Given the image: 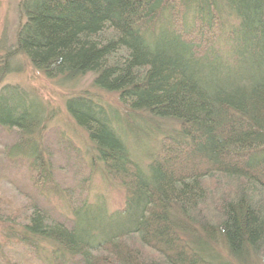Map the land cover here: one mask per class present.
Returning a JSON list of instances; mask_svg holds the SVG:
<instances>
[{
	"label": "trees",
	"instance_id": "1",
	"mask_svg": "<svg viewBox=\"0 0 264 264\" xmlns=\"http://www.w3.org/2000/svg\"><path fill=\"white\" fill-rule=\"evenodd\" d=\"M18 11L24 20L0 83L18 54L48 78L91 73L97 88L117 92L123 115L86 95L68 98L66 110L93 145L90 161L124 190L118 213L134 216L107 231L90 227L94 219L79 233L32 200L9 198L14 181L0 173V221L21 229L12 236L30 246L29 232L49 240L52 257L73 264H229L221 246L239 263L264 259V0H21ZM32 97L0 86V127L22 135L35 187L52 189L50 161L29 139L45 111ZM148 114L179 127L157 131L144 175L115 122ZM5 147L14 161L20 152Z\"/></svg>",
	"mask_w": 264,
	"mask_h": 264
},
{
	"label": "rangeland",
	"instance_id": "2",
	"mask_svg": "<svg viewBox=\"0 0 264 264\" xmlns=\"http://www.w3.org/2000/svg\"><path fill=\"white\" fill-rule=\"evenodd\" d=\"M20 1L0 0V65L4 61L5 53L13 46L14 34L20 21L22 23L24 20L18 11ZM11 62L13 69L3 77L0 86L19 85L23 90L37 97L39 101L36 97H32L34 103H43L45 108L42 117L43 125L36 132H32L29 139L43 148L44 156L50 161L53 188H49L48 185L41 189L35 187L31 176L37 168L34 166L29 169L28 162L25 161L26 156L20 152L23 146L20 140L23 138L22 135L16 128L0 127V146L6 145L4 153L8 155L13 151L20 152L11 157L14 159L12 161L5 158L0 149V173L6 176V184L10 180L14 181V184L6 185V194L9 198H17V201L23 204L32 200L42 209L45 208L49 217L62 222L65 226L71 227L76 222L75 229L79 233L89 230L88 222L92 223L94 219L95 223L90 227L102 231H107L111 224L112 228L126 224L134 213H118L125 203L124 190L108 178L106 179L102 173L104 171L101 163L90 161L95 154L93 145L89 142L86 131L75 124L66 110L68 98L86 95L93 102L109 107L110 113L113 114L115 110H118L117 112L123 115L124 113L120 111L123 106L119 102L118 93L97 88L93 84L91 73L65 81L46 77L42 70L35 69L24 56L17 54L12 57ZM36 107L35 104L31 106V108ZM148 115L149 118L144 122L134 119L136 123L128 127L120 121L115 122V127H119V131H122L121 138L131 150L133 158L142 166L140 169L144 175L148 173L146 167L154 153L153 146L162 137L157 135L159 133L157 131L163 130L168 133L179 127L177 120ZM110 118L112 117L110 116L108 120L111 122ZM14 144L18 146L13 148ZM28 150L31 151L32 147H27L26 151ZM86 177H88L87 181ZM87 182L89 185L86 184ZM82 205L90 206L91 211ZM95 207L99 208V211ZM86 218L89 220L84 223ZM19 230L21 229L16 224L12 223L10 227L6 223L5 227L0 221V259L5 264H15V262L17 264H56L55 261L61 260V256L63 259L60 264H73L72 257L67 254L60 255L55 260L52 257L53 242L31 232L27 236L31 238L33 246L27 243L20 244L16 236L15 238L12 236L17 235ZM216 251L221 262L264 264L261 256L259 259L251 255L246 262L239 263L231 259L222 246L217 247Z\"/></svg>",
	"mask_w": 264,
	"mask_h": 264
}]
</instances>
